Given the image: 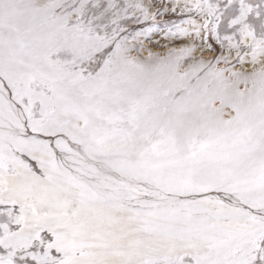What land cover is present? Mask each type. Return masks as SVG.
<instances>
[{
	"label": "snow or ice",
	"instance_id": "obj_1",
	"mask_svg": "<svg viewBox=\"0 0 264 264\" xmlns=\"http://www.w3.org/2000/svg\"><path fill=\"white\" fill-rule=\"evenodd\" d=\"M0 264H264V0H0Z\"/></svg>",
	"mask_w": 264,
	"mask_h": 264
}]
</instances>
